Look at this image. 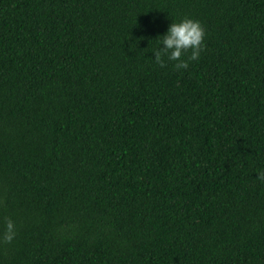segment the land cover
<instances>
[{"label": "trees", "instance_id": "1", "mask_svg": "<svg viewBox=\"0 0 264 264\" xmlns=\"http://www.w3.org/2000/svg\"><path fill=\"white\" fill-rule=\"evenodd\" d=\"M261 169L264 0H0V264H264Z\"/></svg>", "mask_w": 264, "mask_h": 264}, {"label": "clouds", "instance_id": "2", "mask_svg": "<svg viewBox=\"0 0 264 264\" xmlns=\"http://www.w3.org/2000/svg\"><path fill=\"white\" fill-rule=\"evenodd\" d=\"M205 35V28L198 19L190 16L172 19L166 30L157 35L159 37L157 47L151 50L152 58L161 67L166 62H174V68L186 69L189 61L199 58L205 47ZM185 54H187L186 57ZM256 179L264 182V169L256 172ZM15 234V223L11 218H7L2 238L5 241H11Z\"/></svg>", "mask_w": 264, "mask_h": 264}]
</instances>
